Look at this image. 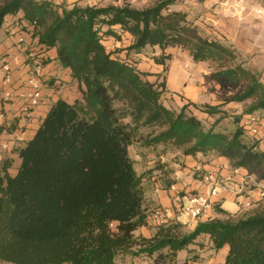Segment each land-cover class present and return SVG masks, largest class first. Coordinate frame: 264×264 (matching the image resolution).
<instances>
[{"label":"trees","instance_id":"1","mask_svg":"<svg viewBox=\"0 0 264 264\" xmlns=\"http://www.w3.org/2000/svg\"><path fill=\"white\" fill-rule=\"evenodd\" d=\"M176 1L158 0L144 8L60 9L47 0L0 2V28L6 15L21 11L32 36L45 48H56L59 64L80 89L73 101L55 100L33 136L13 147L16 165L10 155L0 159V262L117 264L125 254L150 257L163 251L160 257L173 262L206 235L215 250L226 247L223 264H264V195L236 214L216 203L215 215L196 219L191 230L168 219L155 223L149 237L136 234L156 207H148L144 175L129 155L134 144L182 156L223 157L231 169H244L264 182V150L258 141L245 139L241 114L230 131L205 128L186 112L187 105L176 111L163 104V82L148 81L102 44V36H117L111 27L118 26L131 38L128 54L158 46L161 56L170 58L165 49H185L195 62H215V76L238 87L228 102L242 103L243 114L264 111L261 74L235 63L233 48L200 35L185 13L163 14ZM155 62L164 61L158 56ZM200 108L208 115L220 113L218 105ZM14 126L0 123V134ZM164 166L159 165V186L168 190L176 181Z\"/></svg>","mask_w":264,"mask_h":264},{"label":"crops","instance_id":"2","mask_svg":"<svg viewBox=\"0 0 264 264\" xmlns=\"http://www.w3.org/2000/svg\"><path fill=\"white\" fill-rule=\"evenodd\" d=\"M49 1L59 9L73 5H104L101 0ZM105 28L103 27L102 30ZM111 29L115 33L120 34V37L118 35L117 37L106 35L108 40L105 43L113 44L117 53L123 54L126 47L130 44L131 38L128 33L121 31L118 26H113ZM172 50L173 48L171 47L165 49V53H169L171 58L165 59L163 63L153 62L152 59L145 58L142 50L131 54L140 61L138 71L143 74L145 79L150 82L164 83L165 90L163 94L166 96H172L175 100L178 99L179 102L181 99L185 101L188 98L190 100H203L202 102H208L213 105L204 99L208 95L205 92H209L207 85H198L199 77L197 72L188 70V65L186 66L188 62H186L184 54L173 53ZM259 71L257 72L260 73ZM31 78L34 79L32 83L28 82ZM35 88L40 90V102L33 107L29 114H25L23 109L28 105L29 96L34 92ZM6 91L11 93V97L8 100L3 97ZM78 97H80L78 83L72 78L70 70L59 64L56 48H45L38 43L37 38L32 36V25L23 18L21 11L16 14L6 15L0 28V106L3 110L1 123L9 124L14 122L15 126L10 132L0 134V159L5 155H10L15 159L16 165L18 158L12 153L13 147L33 136L49 106L58 98L73 101ZM183 105L184 103L181 102L180 107ZM184 157L189 161L188 165L191 171L186 169L184 174L187 177L183 178L180 183H177L178 175H176V185L181 191L206 193V189L200 180L201 175L206 172H213L222 182L219 183L220 192L215 199V204L217 203L220 208L229 214H236L242 211L240 206L246 199L256 201L261 197L256 189L250 187L242 195L237 196V199L234 198L235 195L232 191L224 186L234 189L236 184L239 183L241 175L247 172L244 169H231L225 158L213 157L210 161L204 162V159L199 160L203 157L200 153L196 154V156L186 155ZM191 175H194L197 179H192ZM155 192L159 198V204L165 207L166 212L172 215L170 209L172 207L171 201H173L175 209L179 211L175 205L174 193L163 188L157 190L155 188ZM224 203L229 207L235 205L236 210L230 211L224 206ZM214 215L212 209L211 217ZM184 217L186 219L184 221L179 220L178 214L169 217V219L182 222L183 224L189 222V227L192 229L195 226L196 219H190L185 215ZM222 249L224 254H226V247Z\"/></svg>","mask_w":264,"mask_h":264},{"label":"rangeland","instance_id":"3","mask_svg":"<svg viewBox=\"0 0 264 264\" xmlns=\"http://www.w3.org/2000/svg\"><path fill=\"white\" fill-rule=\"evenodd\" d=\"M157 1L158 0H101L104 5L113 4L121 6L128 4L134 8H144ZM258 8L261 9L260 13L257 12ZM171 11L185 13L187 22L196 26L200 35L212 40H219L223 44L233 48L236 53L234 62L241 64L253 72L260 70L259 72L264 80V0H180L170 4L162 12L166 14ZM117 35L120 37V34ZM172 48L173 53L179 52L181 55L184 54V58L186 62H188L186 66L188 65L187 67L190 72H197L199 77L198 85H207L209 92H205L208 95H206L204 99L211 102L213 105H218L220 107V113L208 115L202 111L203 109L200 108V106L202 107L204 104H209L208 102H202L203 100H190L186 98L185 101L181 99L179 102L177 98V100H175L174 97L163 94L161 100L166 107L178 111L181 102H183L184 105H187L186 112L200 119L205 128L212 126L215 130L219 131L232 130L235 127V123L233 122L235 116L241 114L242 120L249 115L242 113L244 108L242 103L228 102V99L235 94L238 87L227 83V81L219 76H215L214 73L217 69L215 62H195L192 60L187 50L179 47ZM142 53H144L145 58L152 59L153 62H155V58L158 56L162 57L165 62L166 57L161 56V50L158 46H146L142 49ZM129 57L133 61H137L131 53ZM257 68L258 70H256ZM254 115L264 118V111H256ZM218 117H221L219 118L220 120L215 122ZM245 139L249 142L258 141L260 148L264 150V132H260L255 136L246 133ZM128 152L130 157L134 160V167L137 173L144 175L142 185L150 201L148 207L154 206L161 209L167 219L178 214L180 221L186 220L184 215L175 209L173 201H171L172 207L170 208L172 215L166 212L165 207L158 202L159 198L155 192V188L160 184L158 176L161 174V168L159 165L165 164L163 169L170 171V177L176 179V175H178V181H175L180 183L183 178L187 177L184 172H186V169H190L188 165L189 161L181 154H175L170 150L162 152L161 147L157 149L147 148L140 146L138 143L130 146ZM160 153H162V155ZM212 158L213 156H203L199 160L204 159L203 161L207 162ZM191 176L192 179L196 178L194 175ZM217 180L219 183L221 182L218 177ZM219 192L220 188L218 189V194ZM170 198L172 199V197ZM234 198L237 199V196H234ZM254 201L255 200H252V205ZM244 203L240 206L242 211L251 208L252 205L246 206ZM224 206L230 211L236 210L235 205L229 207L224 203ZM154 224L155 223L151 220L146 227H141L137 230L136 234L145 236L151 235L154 230ZM189 224V222H186L181 229L191 230ZM164 253L163 251L150 257L145 255L133 256L131 254H125L118 257L116 263L223 264L225 255L223 249L215 250L209 238L205 235H200L196 238L194 243L190 244L186 249L181 250L173 262H168L164 257H160V254L164 255ZM0 264L15 263L3 261L0 262Z\"/></svg>","mask_w":264,"mask_h":264},{"label":"built area","instance_id":"4","mask_svg":"<svg viewBox=\"0 0 264 264\" xmlns=\"http://www.w3.org/2000/svg\"><path fill=\"white\" fill-rule=\"evenodd\" d=\"M49 1V0H47ZM258 13L261 12V9L257 10ZM108 39L106 36H102V44L105 47L106 52L114 59H117L121 63L135 69L138 71L140 61L134 58L137 61H133L126 49L123 54H118L117 50L113 44H107L105 41ZM34 79H29L28 82L32 83ZM5 100H8L11 97V93L6 91L3 95ZM41 98V93L38 88H35L34 92L29 96L28 105L24 107L23 112L29 114L33 107L39 104ZM3 116L0 113V123ZM241 125L244 127L245 133L250 135H257L260 132H264V118H260L254 114H249L241 120ZM202 184L206 189V193L198 191H188L182 193L180 192L176 183H173L169 187V191L174 193L175 196V205L179 211L190 219H207L211 217V211L215 204V199L218 195V189L220 184L217 180V175L213 172L204 173L201 177ZM226 189L232 191L235 196L242 195L250 187L256 189L260 196L264 195V182L259 181L254 175L245 173L241 175L239 183L236 184L234 189L224 186ZM160 186L156 187L160 189ZM246 206L252 205L251 199H246L244 201ZM150 219L156 224H164L168 221L166 215L162 212L161 209L155 208L151 212Z\"/></svg>","mask_w":264,"mask_h":264}]
</instances>
